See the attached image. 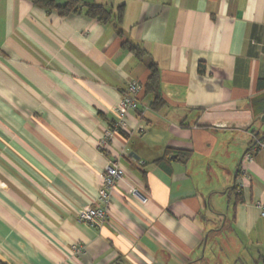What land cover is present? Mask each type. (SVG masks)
I'll return each instance as SVG.
<instances>
[{
	"label": "crops",
	"instance_id": "1",
	"mask_svg": "<svg viewBox=\"0 0 264 264\" xmlns=\"http://www.w3.org/2000/svg\"><path fill=\"white\" fill-rule=\"evenodd\" d=\"M87 3L115 17L0 0V264H264V0ZM126 42L157 65L158 106ZM132 81L139 106L102 153ZM109 160L110 218L81 224Z\"/></svg>",
	"mask_w": 264,
	"mask_h": 264
},
{
	"label": "built area",
	"instance_id": "2",
	"mask_svg": "<svg viewBox=\"0 0 264 264\" xmlns=\"http://www.w3.org/2000/svg\"><path fill=\"white\" fill-rule=\"evenodd\" d=\"M142 90L143 86L138 81H132L127 87L119 106L115 110L116 121L108 127L101 141L100 148L102 153L109 151L110 144L116 134L127 131V115L130 111H135L138 108V95ZM256 146L264 149V141H257ZM124 175V170L119 166L118 160H109L102 176V187L99 190V203L96 207L80 209L76 217L79 223L94 228H102L108 222L110 218L111 196L117 184L124 179ZM248 179L249 174L247 172H241L236 184L239 193L243 190L244 183ZM131 193L139 196L136 189H132ZM141 199L144 203L147 202V198L142 197ZM261 216L264 217V205L261 206ZM72 251L75 256L83 254V250L78 244L72 246Z\"/></svg>",
	"mask_w": 264,
	"mask_h": 264
},
{
	"label": "trees",
	"instance_id": "3",
	"mask_svg": "<svg viewBox=\"0 0 264 264\" xmlns=\"http://www.w3.org/2000/svg\"><path fill=\"white\" fill-rule=\"evenodd\" d=\"M36 5L44 7L46 9L58 10L61 16H67L70 14H78L81 12L86 13V15L92 19H97L103 23H109L115 17L110 9L97 4L87 3V0H32ZM62 4L60 5V3ZM121 17V16H120ZM126 49H129L134 55L148 64V69L150 71L149 79L144 86V91L146 96H153L154 106L161 104V96L159 95L160 87V76L159 69L155 62L137 45H133L130 42H126ZM163 104V103H162ZM237 191V186L235 187ZM238 194H240L237 191Z\"/></svg>",
	"mask_w": 264,
	"mask_h": 264
},
{
	"label": "water",
	"instance_id": "4",
	"mask_svg": "<svg viewBox=\"0 0 264 264\" xmlns=\"http://www.w3.org/2000/svg\"><path fill=\"white\" fill-rule=\"evenodd\" d=\"M262 113H263V115L261 116V122L264 123V110H263ZM135 156H136V155H135ZM136 157H137V159H139L138 156H136ZM242 162H243V160H241V162H240V166H241ZM240 166H239V168H238V169L236 170V172H235V177H237L238 174H239Z\"/></svg>",
	"mask_w": 264,
	"mask_h": 264
},
{
	"label": "rangeland",
	"instance_id": "5",
	"mask_svg": "<svg viewBox=\"0 0 264 264\" xmlns=\"http://www.w3.org/2000/svg\"><path fill=\"white\" fill-rule=\"evenodd\" d=\"M218 255H220L221 256V259L222 260H226V258L229 256L228 254H223V253H219ZM244 263V262H243Z\"/></svg>",
	"mask_w": 264,
	"mask_h": 264
}]
</instances>
